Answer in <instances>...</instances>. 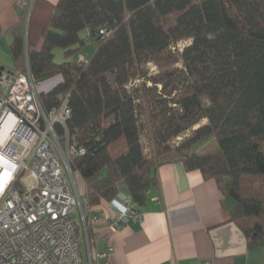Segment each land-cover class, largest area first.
I'll list each match as a JSON object with an SVG mask.
<instances>
[{
	"label": "trees",
	"instance_id": "16d2710c",
	"mask_svg": "<svg viewBox=\"0 0 264 264\" xmlns=\"http://www.w3.org/2000/svg\"><path fill=\"white\" fill-rule=\"evenodd\" d=\"M25 10L12 28L10 69L27 65L37 80L56 79L39 93L44 110L67 97V130L85 149L69 164L84 181L88 206L111 202L121 186L141 206L156 167L181 161L232 197L231 219L248 246L264 236V0H58L38 48L25 43ZM87 42L93 51L80 62L74 56ZM178 42L182 88L167 91L166 80L156 81L161 94L174 93L178 115L168 108L147 116L137 92L149 88L130 80ZM202 119L191 136L171 143ZM56 130L63 134L59 124Z\"/></svg>",
	"mask_w": 264,
	"mask_h": 264
},
{
	"label": "built area",
	"instance_id": "2783aa9c",
	"mask_svg": "<svg viewBox=\"0 0 264 264\" xmlns=\"http://www.w3.org/2000/svg\"><path fill=\"white\" fill-rule=\"evenodd\" d=\"M16 4L26 9L29 0ZM44 83L27 65L0 70V264H84L79 234L88 222L82 210V224L72 218L81 199L69 157L85 149L67 130L71 110L66 96L57 107H42ZM110 204L115 208L112 227L140 218L129 197ZM107 256L106 251L90 252L89 264L107 263Z\"/></svg>",
	"mask_w": 264,
	"mask_h": 264
},
{
	"label": "crops",
	"instance_id": "0c3cea01",
	"mask_svg": "<svg viewBox=\"0 0 264 264\" xmlns=\"http://www.w3.org/2000/svg\"><path fill=\"white\" fill-rule=\"evenodd\" d=\"M57 1L29 0L24 20L26 44L40 46L42 29ZM22 13L16 0H0V70L12 66L8 47ZM85 32L81 35L86 36ZM55 82L50 79L41 90L48 91ZM155 175L156 184L147 189L144 204L133 203L140 218H129L118 227L111 226L115 215L111 202L86 206L85 195L81 198L78 189L81 203L72 218L82 224V210L88 222L86 231L79 234L84 264H89L90 252L101 251L108 253L107 263L102 259L97 264H264V236L248 246L231 219L234 200L217 188L214 179L204 178L198 169H186L181 161L158 165ZM78 178L85 194L79 174ZM125 190L121 186L114 199L124 202L129 197Z\"/></svg>",
	"mask_w": 264,
	"mask_h": 264
},
{
	"label": "rangeland",
	"instance_id": "374dc122",
	"mask_svg": "<svg viewBox=\"0 0 264 264\" xmlns=\"http://www.w3.org/2000/svg\"><path fill=\"white\" fill-rule=\"evenodd\" d=\"M86 30H83L81 34L86 33ZM183 42H178V44L166 52L163 53V55H159L153 60H150L148 63L143 64L140 66L138 69V75L134 80H130L131 83L129 84L130 86H139L142 87L144 84V87L149 88L148 91L146 90H141L137 93L144 95L142 100L147 101L149 110L146 112L147 116L151 111L154 110L156 112L163 113L162 111L167 110L168 108L170 109V116L175 117V115H178L179 109L177 106L172 104V98L174 93H168L165 92L161 94L160 92L162 91V86L158 82H156L158 79L166 80L168 82L167 85V91L174 90L176 89L179 90L182 88L184 84V78L185 75L183 73V67L179 59V51L181 50V47L183 46ZM90 42H87L84 46H82L80 52L74 56L75 59L79 60L80 56L87 57L88 55L90 56L91 52L93 51L94 46ZM54 60L56 62H61L64 60V55H63V49L58 47L54 50ZM156 82V83H155ZM48 83H45L42 85V87H45ZM150 95V96H149ZM170 101V102H169ZM144 104V105H145ZM145 114L141 117L147 120V116ZM206 122L205 119H202L199 121L198 124L190 127L189 129L185 130L179 138H175L171 140L173 144L178 143L181 139L186 138L187 136H191L193 130L197 128V126H200ZM145 147V151L150 153V150L152 149V143L153 141L150 139V134L149 132H143L142 133V141ZM150 155V154H149ZM76 183V189L80 190V195L81 198L84 197V194L81 192L80 189V182L78 178V173H74L73 175ZM84 182V181H83ZM71 187L73 188L72 184ZM83 247V244H82Z\"/></svg>",
	"mask_w": 264,
	"mask_h": 264
}]
</instances>
